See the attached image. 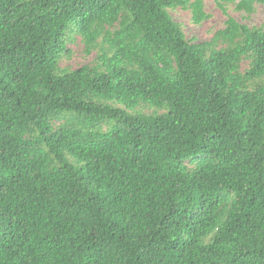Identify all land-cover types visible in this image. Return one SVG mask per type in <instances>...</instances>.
<instances>
[{"label": "trees", "instance_id": "16d2710c", "mask_svg": "<svg viewBox=\"0 0 264 264\" xmlns=\"http://www.w3.org/2000/svg\"><path fill=\"white\" fill-rule=\"evenodd\" d=\"M176 10L0 0V264H264V23Z\"/></svg>", "mask_w": 264, "mask_h": 264}, {"label": "rangeland", "instance_id": "374dc122", "mask_svg": "<svg viewBox=\"0 0 264 264\" xmlns=\"http://www.w3.org/2000/svg\"><path fill=\"white\" fill-rule=\"evenodd\" d=\"M228 6V15L235 17L241 23L250 26L264 23V4H257L255 6V12L246 19V14L237 11L233 4L230 3ZM205 10L207 13L211 14V17L204 20L200 25H195L192 22V14L190 11L176 10L172 11V15L175 20L184 24V31L188 38L194 37L197 41H203L210 39L215 31L223 28L228 18V15L218 6L216 0H205ZM83 47V44L80 42L73 45L72 49L74 54L66 61V64H70L72 67H78L89 62L91 58H86L84 56ZM243 66H246V63H244Z\"/></svg>", "mask_w": 264, "mask_h": 264}]
</instances>
